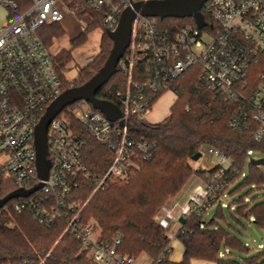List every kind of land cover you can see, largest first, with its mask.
<instances>
[{"label": "built area", "instance_id": "2783aa9c", "mask_svg": "<svg viewBox=\"0 0 264 264\" xmlns=\"http://www.w3.org/2000/svg\"><path fill=\"white\" fill-rule=\"evenodd\" d=\"M28 1L27 10L17 14L14 0H0L12 13L9 23L0 27V170L18 188L30 189L42 183L14 208L28 209L45 224L54 223L64 210L68 216L65 232L81 240L82 249L92 262L135 264L134 257L117 251L119 238L111 246L103 244L99 242L97 225L81 221L84 205L69 200L79 185L78 179L95 181L97 191L139 170L141 161L151 157L156 141L135 136L134 121H148L149 113L163 94L172 93L177 98L171 85L194 66L198 67L200 83L233 105L230 126L250 130L255 140H263L264 0H207L202 12L212 19L213 26L204 27L162 26L159 17L137 13L130 45L118 63V69L127 78L126 88L118 91V102H114L120 108V116L111 120L86 100L65 107L48 127L47 158L51 166L47 178L39 176L35 130L49 104L63 92L65 71L59 73L37 30L44 24L60 22L63 0ZM84 1L103 14L104 26L113 31L125 9L149 0ZM67 6L77 13L69 3ZM139 56L145 58L147 67L143 71L136 70ZM136 73L142 80L135 79ZM69 82L72 87V80ZM90 138L107 146L112 153L111 163L100 177H95L85 162L84 151ZM210 152L218 158L216 165L220 170L215 174L208 172L207 181L195 184L183 205L175 208L163 205L155 215L170 237L179 231L182 216L192 212L205 215L227 197V190H219L226 183L219 182L232 167V160L215 147H210ZM196 169L203 168L199 164ZM259 194L263 197L264 188ZM95 232L98 236L93 238ZM0 264L34 263L23 260Z\"/></svg>", "mask_w": 264, "mask_h": 264}, {"label": "trees", "instance_id": "16d2710c", "mask_svg": "<svg viewBox=\"0 0 264 264\" xmlns=\"http://www.w3.org/2000/svg\"><path fill=\"white\" fill-rule=\"evenodd\" d=\"M14 1L18 5L17 14L26 11L30 4L28 0ZM69 4L77 12L91 15L90 27L102 26L104 29L100 54L80 68L73 81V86H78L87 82L104 65L113 47V40L103 24L100 11L90 8L84 0H70ZM204 16L205 23L200 26H213L212 19L206 13ZM159 23L173 28L198 25L193 17L159 18ZM63 33L59 22L44 24L37 30L47 47ZM86 37V32L81 33L72 40L73 45L83 44ZM53 58L62 74L66 72L65 65L71 59V51L63 49ZM135 66L138 71L145 70V58L137 57ZM62 77L64 91L69 88L70 82L65 74ZM135 79L142 80L138 73ZM126 86L127 78L119 68L108 83L99 89L97 96L118 102L117 93ZM171 87L177 98L167 120L133 123L135 136L156 141L151 157L142 160L140 169L129 178L111 181L105 189L95 191V181L79 178V185L69 199L84 205L81 221L97 225L99 242L111 246L119 238V253L135 259L146 254L152 259V264H165L170 250L171 238L155 220L158 210L170 198L178 195L193 177L199 182L207 181L208 172L215 174L220 170L217 165L209 170L191 166L189 161L205 145L217 148L232 160V167L219 182L226 183L219 190H227L229 197L238 196L227 206L232 217L239 220L240 216H244L250 222L264 227V200L259 199L260 194L249 195L253 190L264 188V171L261 165L254 162L257 158L252 155L254 152L264 153V139L255 140L250 130L241 131L230 126L233 105L221 94L200 83L198 67L190 68ZM69 117L76 121L74 116ZM84 152L85 162L95 177L103 175L112 160L110 149L90 138ZM17 188L16 182L0 170V199ZM24 199L25 196L13 198L0 210V262L29 260L34 264H41L42 261V264H95L82 249L81 240L75 234L65 232L68 216L64 210L54 223H41L28 209L17 211L14 208L17 202ZM184 218L176 234L185 247L184 257L179 264H190L192 258L213 260L217 264H264V248L249 255L251 247L219 221L226 219L221 205H218L216 215L208 221L204 220V215L195 212ZM232 251L249 256L239 260L232 256Z\"/></svg>", "mask_w": 264, "mask_h": 264}, {"label": "water", "instance_id": "95a60500", "mask_svg": "<svg viewBox=\"0 0 264 264\" xmlns=\"http://www.w3.org/2000/svg\"><path fill=\"white\" fill-rule=\"evenodd\" d=\"M206 1L149 0L146 2H138L134 4V8H127L122 12L117 28L113 31H108V35L113 40V47L104 65L84 84L72 86L64 90L49 104L36 126L35 146L37 149V167L41 178H47L51 166L50 160L47 158L49 124L65 107L78 100H86L111 120H116L120 116L119 106L112 101L99 98L97 92L117 73L118 63L131 42L132 25L137 13L144 16L159 17L160 19L168 17H193L198 25H203L205 17L202 12V7ZM201 155V151L197 152L192 157V160H198ZM254 162L262 165L264 164V158L255 159ZM41 186L42 183H39L30 189L22 187L15 189L0 199V210L13 198L29 196ZM180 221H185L184 216L180 218Z\"/></svg>", "mask_w": 264, "mask_h": 264}, {"label": "rangeland", "instance_id": "374dc122", "mask_svg": "<svg viewBox=\"0 0 264 264\" xmlns=\"http://www.w3.org/2000/svg\"><path fill=\"white\" fill-rule=\"evenodd\" d=\"M68 3V0H63L62 4L60 5L63 17L59 23L63 27L64 33L61 36L54 38L53 42L48 47L53 56L63 49L71 51V59L65 65V76L68 80H72L73 82L74 79L78 76L80 68L91 63L100 54V44L104 29L102 26L90 27V25L88 24L92 20L91 15L89 13H72L67 6ZM11 19V11L0 2V27L6 26ZM83 32H86L87 35L85 42L79 46L73 45L72 40ZM166 96L170 103H172L175 99L174 94L168 93L164 95V97ZM159 102L157 108L159 106ZM169 115L170 108L167 109V113L165 114L163 121L167 120ZM148 120H155V117L150 116ZM201 152L202 155L198 160L191 159L189 161L193 168H196V166L199 164L203 169L213 168L218 163V158L210 152V146H203ZM252 155L257 159L264 158V153L254 152L252 153ZM261 168L264 171V164L261 165ZM246 172H248V169H246ZM195 178L196 177H193L190 182ZM248 189L249 188H246V190ZM258 194L259 189L253 190L249 195L255 196ZM237 197V195L230 197L227 195V197L225 196V198L221 200V206L223 207L227 217V222L223 223L227 227L231 228V230L235 234H237L244 243L248 244L251 247V253L249 255H253L264 248V227L259 226L257 223L250 222L244 216H240L239 220L232 217L231 211L228 209L226 202L232 201ZM259 199L264 200V195ZM218 204L220 203L218 202L210 208V212L204 216L206 218L205 220L208 221L215 215ZM97 236L98 232H95L92 235L93 238H96ZM232 253L234 258L239 260H242V258L249 256L239 251H232Z\"/></svg>", "mask_w": 264, "mask_h": 264}, {"label": "crops", "instance_id": "0c3cea01", "mask_svg": "<svg viewBox=\"0 0 264 264\" xmlns=\"http://www.w3.org/2000/svg\"><path fill=\"white\" fill-rule=\"evenodd\" d=\"M166 94H168V93L163 94L159 98V100L156 102L153 109L149 113V115H148L149 117L150 116L155 117V120H148L149 122L163 121V118L165 117V114L167 113V109L168 108L171 109V106L173 105L174 101L176 100V97H175L174 101L172 103H170L168 101L167 96L164 97V95H166ZM169 94H172V93H169ZM158 102H159V106L157 108ZM169 103H170V105H169ZM197 183H199V181L196 178L194 180H192L191 182H189L187 184V186L178 195L170 198L164 204V206H166L167 208H171V207L175 208L176 205H179V206L183 205L187 201L189 194L192 190V187ZM218 205H221V204H218ZM218 205H217V207H218ZM234 208L235 207H233V209ZM209 212H210V209L206 214H208ZM215 215H216V213H215ZM213 217H211V218H213ZM205 219L206 218L204 217V220ZM205 221H207V220H205ZM219 221L224 226H226L223 222H227V217L225 220H219ZM227 228L231 230V228H229V227H227ZM231 232L234 233L232 230H231ZM170 238H171V241H170L169 256H168V260L165 264H179L184 257V250H185L184 244L182 243V241L179 238H177V236H173ZM221 255L225 256V253L221 252ZM152 262H153L152 259L150 257H148L146 254H142L141 256H139L138 258L135 259V264H152ZM190 264H217V262L213 261V260H207V259L192 258L190 261Z\"/></svg>", "mask_w": 264, "mask_h": 264}]
</instances>
